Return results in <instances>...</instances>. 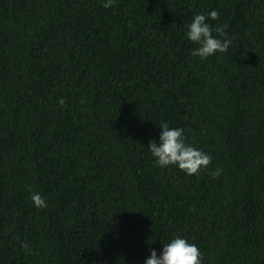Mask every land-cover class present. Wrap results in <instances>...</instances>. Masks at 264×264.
<instances>
[{
	"label": "trees",
	"instance_id": "obj_1",
	"mask_svg": "<svg viewBox=\"0 0 264 264\" xmlns=\"http://www.w3.org/2000/svg\"><path fill=\"white\" fill-rule=\"evenodd\" d=\"M213 9L232 44L201 59ZM162 122L211 162L158 166ZM176 234L264 264V0H0V264H143Z\"/></svg>",
	"mask_w": 264,
	"mask_h": 264
},
{
	"label": "clouds",
	"instance_id": "obj_2",
	"mask_svg": "<svg viewBox=\"0 0 264 264\" xmlns=\"http://www.w3.org/2000/svg\"><path fill=\"white\" fill-rule=\"evenodd\" d=\"M104 8H110L115 0H101ZM219 16L217 10L213 9L204 13H195L190 23L186 26L185 36L196 47L191 49V55L205 59L216 53L226 52L232 44V38L224 31L221 25L213 27L207 22L208 19L215 20ZM218 33L219 35H214ZM65 101L61 97L59 104L63 107ZM160 133L158 139H152L147 145L148 151L154 158V162L160 167L175 165L186 174H197L200 169L206 167L212 157L205 151L187 143L182 127H170L167 122L159 124ZM220 169L214 170L213 175L218 176ZM30 199L37 208H46L47 202L44 196L38 192L30 193ZM23 243L25 249L29 248ZM201 252L194 242L183 235L176 234L162 243L159 254L155 248L151 249L150 255L145 258L143 264H202Z\"/></svg>",
	"mask_w": 264,
	"mask_h": 264
}]
</instances>
